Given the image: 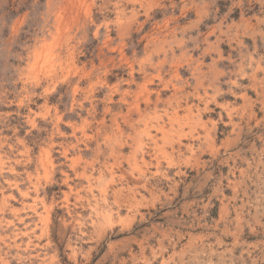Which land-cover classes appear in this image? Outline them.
I'll return each instance as SVG.
<instances>
[{"label":"rangeland","instance_id":"1","mask_svg":"<svg viewBox=\"0 0 264 264\" xmlns=\"http://www.w3.org/2000/svg\"><path fill=\"white\" fill-rule=\"evenodd\" d=\"M0 264H264V0H0Z\"/></svg>","mask_w":264,"mask_h":264}]
</instances>
